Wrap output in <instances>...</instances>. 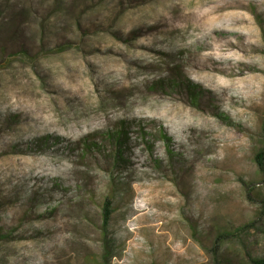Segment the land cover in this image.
Segmentation results:
<instances>
[{
	"label": "rangeland",
	"instance_id": "1",
	"mask_svg": "<svg viewBox=\"0 0 264 264\" xmlns=\"http://www.w3.org/2000/svg\"><path fill=\"white\" fill-rule=\"evenodd\" d=\"M0 137V264L264 259V0H0Z\"/></svg>",
	"mask_w": 264,
	"mask_h": 264
},
{
	"label": "trees",
	"instance_id": "2",
	"mask_svg": "<svg viewBox=\"0 0 264 264\" xmlns=\"http://www.w3.org/2000/svg\"><path fill=\"white\" fill-rule=\"evenodd\" d=\"M4 62H6V60ZM23 112L29 118H32V121H34V113L31 110H27V111H23ZM37 117H38V115H37ZM10 141H11V138L8 137L7 140H5V141H1L0 140V144H1V142L2 143H9ZM256 162H257L260 170H263L264 169V153H259L256 156ZM104 207H105V211H104V215H103V220H104V223L107 224L109 222L110 215H111L110 214V209H109V203L105 204ZM252 262H253V264H264V259H254V260H252Z\"/></svg>",
	"mask_w": 264,
	"mask_h": 264
}]
</instances>
